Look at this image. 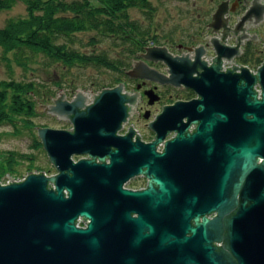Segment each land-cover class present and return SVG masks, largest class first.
Listing matches in <instances>:
<instances>
[{
  "label": "water",
  "instance_id": "water-1",
  "mask_svg": "<svg viewBox=\"0 0 264 264\" xmlns=\"http://www.w3.org/2000/svg\"><path fill=\"white\" fill-rule=\"evenodd\" d=\"M228 4L223 1L214 13L210 23L214 31L230 32L225 17ZM247 21L250 25L264 21V0H252L234 30H243ZM253 38L259 39L256 34ZM213 43L219 57L212 66L201 59L203 45L195 47V60L177 57L167 46L153 45L134 61L128 71L132 76L190 87L199 95L164 107L151 123L157 132L153 142L133 141V131L117 135L140 96L137 90L123 93L122 82L94 93L95 101L89 105L90 98L79 90L71 101L60 92L58 98L52 97L50 108L36 106L69 118L73 127H39L57 174L31 171L23 181L14 180L10 172L2 177L11 179L9 184L0 183V264H264V165L255 163L264 156V62L256 74L234 63L227 69L242 68V72L223 73L221 58L231 61L239 49L215 38ZM149 62L167 65L170 75L160 74ZM257 82L261 97L254 91ZM146 94L149 104L159 98L153 89ZM193 121L198 123L197 130L188 134ZM172 130L178 135L158 153L156 145ZM196 142L194 152L221 171L203 201L186 186H175L168 174L174 164L189 163L190 144ZM78 155L88 157L74 161ZM247 170L244 201L226 224L236 260L229 262L214 246L211 222L193 225L191 220L224 210L234 176ZM141 172L159 187L122 188L125 180ZM133 212L139 215L133 217ZM79 215L90 219L87 227L76 225Z\"/></svg>",
  "mask_w": 264,
  "mask_h": 264
},
{
  "label": "trees",
  "instance_id": "trees-1",
  "mask_svg": "<svg viewBox=\"0 0 264 264\" xmlns=\"http://www.w3.org/2000/svg\"><path fill=\"white\" fill-rule=\"evenodd\" d=\"M153 0H24L28 14L23 17L11 18L0 27V43L5 47V52L14 53L17 64L25 69L30 64L43 62L56 71L71 70L74 67L93 65L105 67L115 71L110 82L105 79L93 81L98 89L124 80L129 76L128 70L134 61L151 44L174 47L183 42L193 41L194 35L206 29V22L210 16L208 12L213 6L199 16L198 22L188 29H183V35L177 38V32L169 34L165 42H161L157 33H152L150 28L139 20L130 16V9L139 8L145 12V19L151 20L156 11ZM187 2V0H178ZM214 2L217 0H213ZM164 0V3H167ZM15 0H0V8L11 7ZM207 11V12H206ZM209 13V14H208ZM153 21V20H152ZM151 24V21L148 22ZM152 25V24H151ZM90 35L85 42L83 35ZM108 36L121 39L122 51L117 57H112L105 49H100L99 44ZM179 36V35H178ZM80 45V46H79ZM91 45L92 49L86 51L84 46ZM241 61L251 65H258L264 61L262 45L250 40L245 46ZM77 78L71 77L68 81L75 91L79 84ZM58 85L59 82H56ZM107 83V84H106ZM0 84V123L8 121L14 126L18 121L33 122L37 115V99H51L54 90L37 81L4 80ZM54 91V92H53ZM11 96L13 102L8 100ZM17 127V126H16ZM35 145H42L36 137ZM3 157L6 164L12 166L19 153L9 151ZM33 156H31V159ZM34 161L31 160V163ZM13 166L11 170H15ZM7 170H0V177Z\"/></svg>",
  "mask_w": 264,
  "mask_h": 264
},
{
  "label": "rangeland",
  "instance_id": "rangeland-1",
  "mask_svg": "<svg viewBox=\"0 0 264 264\" xmlns=\"http://www.w3.org/2000/svg\"><path fill=\"white\" fill-rule=\"evenodd\" d=\"M167 1V3H164V0L152 1V4L154 5V7H156V11L152 15L153 17L150 18L152 25L148 23L150 22L148 19H145L146 16L143 10L135 8L130 9L129 12L130 16L133 19L139 20V22H141L145 26H154V28H150V30L152 33L158 34L161 42H165L164 39L169 37V34L173 33L174 31L177 32V34L179 35H177V38H179L181 35H183V29L190 28L193 22H197L199 16L205 13V10H207L211 6L214 7L216 4V1L214 2L213 0H187V2H179L178 0ZM27 14V5L24 0H15V3L11 7L0 8V27H3L11 18L14 19L23 17ZM219 35L218 33H216L214 36ZM89 37L90 35L88 34L83 35L85 42L89 40ZM121 41V39H116L108 36L107 39H104L102 42H100L98 48L105 49L107 52L109 51L112 57H117L118 55H120L119 53L123 49L121 46ZM228 42L229 41H225V43ZM153 45L157 44L151 43L148 47H151ZM200 45L201 44H198L196 47H199ZM4 48L5 47L0 43V83L4 82V80L9 79H14L16 81H37L39 83L50 86L49 88L55 91H53L54 94L52 96L54 98H58L60 92H64L66 94V97L64 99L71 101L79 92V90H82V92L84 94H87V97L90 98L86 100V105L92 104L95 101V94H98L100 91H102V89H98L96 85H91V83L100 79H105V81L109 83L111 77L115 74V71L111 69L93 65L74 67L70 71H56L55 69L46 66L42 58L39 62L32 63L30 64V67L28 69H25L16 63L14 59V53L5 52ZM83 49L86 51H90L92 49V46L87 45L84 46ZM144 52H146V50ZM140 59H142L141 54L136 59V61H139ZM153 63L155 62H151V64ZM133 67L134 63L128 71L132 70ZM128 75L129 76L124 77V80L121 81L122 83H124L122 91L123 93H125L126 91L130 92L129 95H131L136 93L137 90L136 80H134L133 78H137L140 76H132L131 74H129V72ZM71 77L77 78L76 82L79 84L78 88L75 91H72V87L68 83ZM56 82H59L61 86ZM119 84L120 82L115 84L114 86H108L106 88H113ZM141 93L140 96H137V102L134 105L136 110L131 111L136 118L135 121L141 132L147 135L148 119L143 117L144 112H141V109L148 104L145 94ZM36 99H39L42 102L41 103L38 100L36 106L46 105L48 108H50L49 103H54L53 98L40 99L36 97ZM8 100L10 102H13L11 96L8 97ZM159 108L160 105H156V107H154L152 110V115L158 113L160 110ZM16 126L8 121H3L2 123H0V170L4 168V170L10 172L9 175L15 179H19V177L25 176L31 171H44L49 174L56 171L57 173V169L51 161L47 151L45 150L43 143L40 146H34V141L36 137L41 140L39 136V127L71 129L73 127L71 120L69 118L63 119L58 113H53L52 111L49 112V110H37V115L33 118V122L26 123L24 121H18ZM9 151H17L19 153H22L21 155L17 156V159H15L12 164V166L16 168L15 170H11L12 166L10 164L7 165L5 160L3 159V157L6 155L5 153H8ZM31 156H33L32 159ZM31 160H33L34 162L31 163ZM6 173L4 172L3 176ZM2 177H0V183H4L10 178L5 177L4 179H2Z\"/></svg>",
  "mask_w": 264,
  "mask_h": 264
},
{
  "label": "flooded vegetation",
  "instance_id": "flooded-vegetation-1",
  "mask_svg": "<svg viewBox=\"0 0 264 264\" xmlns=\"http://www.w3.org/2000/svg\"><path fill=\"white\" fill-rule=\"evenodd\" d=\"M223 1H229V4L227 6L228 12L225 14V17L229 18L228 26L230 28V32L228 34L224 33L223 28H221L218 31H214L213 28L210 27V23L213 20V15ZM251 1L252 0H217L213 9L211 11L208 10L210 16L205 24L206 29L202 31V33L194 35L193 41L191 42L187 40L186 42L178 44L177 46L174 47L167 46V47L169 48L170 52L177 57H189L191 60H195L197 53L196 50L198 49L195 47L198 44H201L203 46H201L200 48H203L204 50L201 59L206 63L207 66H212L215 62H217L219 57L216 47L213 43L214 38L220 40L222 43L229 40L233 44L234 43L238 44V45H231L224 43L227 46L237 47L239 49V54L235 55L233 58H235V60L238 63L243 64L245 67H248L249 71L252 74H256L257 71L255 72L251 71V68L254 69L256 65H251L249 63H245L241 61V56L244 54L245 46L250 40L259 42L262 45L264 51V21H262L259 25H253V24L250 25V23L247 21L245 23V28L242 31L236 32L234 30L237 23L240 21L241 17L249 9ZM216 33L220 35L214 36ZM242 33H245L248 36L247 38L240 40L239 37L241 36ZM255 34L258 35L259 37L258 40L253 38L255 37ZM239 45L242 46V50H240ZM187 47H193L194 49L190 51L187 49ZM204 55L210 57L211 59L203 58ZM213 58H215L214 63H212ZM206 60L208 62H206ZM149 64L152 67H154L156 70L158 69L160 74L165 76L170 75L168 67H166V65L163 64L162 62H157L153 64L149 62ZM143 71L144 70H142L141 73H143ZM220 71L223 73L230 71L234 73H240L242 72V68L238 70V69H224L221 67ZM196 75L197 73H195V76ZM165 76H163V79H165ZM133 79L136 80L137 92L140 93L142 92L141 94H145L147 100L148 105L143 107L141 109V112L143 111L144 112L143 117L148 119L147 120L148 133L146 135L141 132L140 128L138 127L135 121L136 118L134 115L129 116L128 119L125 122H123L121 128L117 132V135L119 136H127L131 131H133V136H132L133 141L140 140L145 143H150L155 141L157 138V132L151 128V123L157 119L158 115L163 111L165 106L174 104L175 102L180 100L190 101L192 99L199 98L198 93L193 88L190 87L176 86L173 83H167V82L163 83L161 81H151L141 77H137ZM255 86L256 84L254 85V91L256 92ZM150 89H153L154 92L159 96L158 100H156L153 104H149V96L146 94V91ZM156 105H160L159 108L160 110L155 115H152V110L154 107H156ZM146 112H149L148 117H146L145 115ZM184 121L187 122V118H185ZM197 127H198V123L196 121L191 122L187 127V133L188 134L194 133L197 130ZM177 135H178V131L176 130L169 131L166 137L160 140V142L156 145V151L158 153H163L165 151L167 142L174 139ZM197 144L198 142H196V144L193 143L190 144L189 149L192 154H190L187 158L189 163L187 165L174 164L171 168H168V174L171 178L172 183L175 186H186L187 191L190 194L192 195L194 194L200 201H203L208 198V193L213 191V187H214L213 185L215 181L219 178L221 171L219 167H217V169H215L214 167H209L205 159H203L202 155L196 154L194 152L195 146ZM86 157H88V155H80V156L78 155L73 157V159L75 161H78L79 159ZM107 161L108 163H110L111 159L108 157ZM255 163L257 165L263 166L264 156L262 155L258 156L256 158ZM249 173L250 171L247 170V171L239 172L236 177L234 176L232 186L229 190V203L224 210L221 211L216 210L211 213L202 215L198 219H195L194 217L191 220L193 225L202 224L205 220L211 222L210 226L212 227V231L214 233V246L216 247V250L222 255H224V258L229 262H234L236 260L235 257L232 255L231 249L229 247L226 224L230 218L234 217L237 214L241 204L244 201L242 190L244 184L247 181V177ZM51 174L53 173H50V175ZM152 184H154L155 187L157 188L159 187L158 184L153 182L151 176H149L144 172H141L125 180L122 184V188L131 191H142L149 188ZM65 193H67L66 190ZM247 203L250 204L251 201L248 200ZM138 215H139L138 212L132 213L133 217ZM187 235H191V233L188 232Z\"/></svg>",
  "mask_w": 264,
  "mask_h": 264
},
{
  "label": "built area",
  "instance_id": "built-area-1",
  "mask_svg": "<svg viewBox=\"0 0 264 264\" xmlns=\"http://www.w3.org/2000/svg\"><path fill=\"white\" fill-rule=\"evenodd\" d=\"M227 41H229V40H227ZM227 44L237 45L236 43L233 44V43H231L230 41H229ZM240 47L242 48L241 45H240ZM203 58H205V59H206V58L211 59L210 57H207L206 55H204ZM231 60H232V61H228L226 58H224V59H223L224 63H222V67H223L224 69H227V67H231V66H233L234 64L237 65L238 67H241V66L243 65V64L238 63V62L235 60V58H233V59H231ZM213 62H215L214 59H213L212 63H213ZM212 63H211V64H212ZM233 63H234V64H233ZM243 66H244V65H243ZM236 69L239 70L240 68H236ZM251 71H252V72H253V71L255 72L256 70L251 68ZM255 90L258 91V96L261 97V94H262V88H261V85H260V84H256V86H255ZM94 93H95V91H94ZM36 173H40V172H36ZM28 174H29V173H28ZM28 174H27V175H28ZM45 174H46L47 176H49V173H45ZM27 175L22 176V177H19V179H15V178H14V180H16V181H20V180L23 181V180L27 177ZM10 179H11V178H9L6 182L1 183V184L10 183V181H9ZM50 183L53 185V187H55L53 182H50ZM77 220H78V221L76 222V225H77L78 227H80V226H86L87 223L90 221V219L84 220L83 217H81V216L78 217Z\"/></svg>",
  "mask_w": 264,
  "mask_h": 264
},
{
  "label": "bare ground",
  "instance_id": "bare-ground-1",
  "mask_svg": "<svg viewBox=\"0 0 264 264\" xmlns=\"http://www.w3.org/2000/svg\"><path fill=\"white\" fill-rule=\"evenodd\" d=\"M241 31H242V30H241ZM243 39H245V38H242V37H240V40H243ZM224 58H226V59L229 61V58H228V57H222V58H221V59H222V61H223V59H224ZM230 59H233V57H232V58H230ZM231 61H232V60H231ZM263 62H264V61H263ZM263 62H262L261 64H258V65H256V66H255V68H254V69H255L257 72H258V69H259V68L261 67V65L263 64ZM215 63L217 64V62H215ZM222 63H224V61H223ZM166 67H168V66L166 65ZM256 84H259V83L257 82ZM262 91H263V90H262ZM130 112H131V111H130ZM130 115H133V112H132V113H130ZM130 115H129V116H130ZM97 161H100V160H99V159H97ZM255 162H256V161H255ZM44 173H47V172H44ZM53 174H57V173H56V171H55ZM53 174H51V175H53ZM49 176H50V174H49ZM54 186H55V185H54ZM66 194H67V193H66ZM80 216H81V217H83V215H79L78 217H80ZM78 217H77V218H78ZM89 222H90V221H89ZM89 222H88V223H89ZM88 223H87V225H86V226H80V227H83V228H85V227H87V226H88ZM226 230H227V229H226Z\"/></svg>",
  "mask_w": 264,
  "mask_h": 264
}]
</instances>
